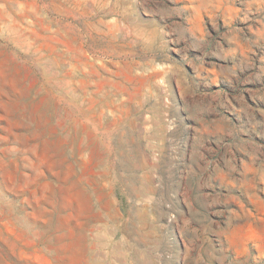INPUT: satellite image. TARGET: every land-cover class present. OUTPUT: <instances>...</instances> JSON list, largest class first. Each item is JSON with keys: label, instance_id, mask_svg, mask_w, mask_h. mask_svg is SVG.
I'll list each match as a JSON object with an SVG mask.
<instances>
[{"label": "rangeland", "instance_id": "374dc122", "mask_svg": "<svg viewBox=\"0 0 264 264\" xmlns=\"http://www.w3.org/2000/svg\"><path fill=\"white\" fill-rule=\"evenodd\" d=\"M0 264H264V0H0Z\"/></svg>", "mask_w": 264, "mask_h": 264}]
</instances>
